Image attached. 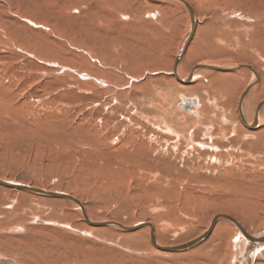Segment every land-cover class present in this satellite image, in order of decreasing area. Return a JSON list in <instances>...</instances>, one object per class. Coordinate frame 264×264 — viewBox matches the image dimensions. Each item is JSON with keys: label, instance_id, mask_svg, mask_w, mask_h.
I'll list each match as a JSON object with an SVG mask.
<instances>
[{"label": "rangeland", "instance_id": "obj_1", "mask_svg": "<svg viewBox=\"0 0 264 264\" xmlns=\"http://www.w3.org/2000/svg\"><path fill=\"white\" fill-rule=\"evenodd\" d=\"M165 1L0 0V177L71 193L93 220L150 222L164 246L198 238L220 213L259 234L264 139L243 127L238 112L250 70L229 94L217 85L221 71L214 69H199L193 82H180L173 63L189 29L188 12ZM186 1L198 24L178 74L186 79L199 64L255 68L261 82L249 94L246 112L253 120L264 101V6ZM181 96L199 99L192 106L200 108L198 119L177 107ZM64 202L0 186V230L27 225L0 234V243L15 245L18 253L29 248L35 262L44 255L57 264L81 263L72 259L88 246L71 235L89 227ZM217 223L199 246L170 257L145 247L146 230L124 239L131 234L100 228L94 234L108 239L93 255L110 261L107 251H122L126 264H140L129 249L149 250L148 264H231L237 233L229 221ZM49 247L54 256L46 255Z\"/></svg>", "mask_w": 264, "mask_h": 264}, {"label": "bare ground", "instance_id": "obj_2", "mask_svg": "<svg viewBox=\"0 0 264 264\" xmlns=\"http://www.w3.org/2000/svg\"><path fill=\"white\" fill-rule=\"evenodd\" d=\"M158 1H165V0H158ZM176 4H181L182 6H184L186 8V12H188V19H189V29L186 31L187 33L185 34V37H184V40L180 43V47L175 55V60H174V63H173V75L176 76V78L181 82H193V79L195 78V75H197V72L199 71L196 70L194 71V69L192 70L191 74L185 78H182L180 76V74H178V68H179V64L181 62V59L187 49V46L188 44L190 43L191 41V38L193 37L194 35V32L196 30V27H197V24H198V19H197V16H196V13H195V9H194V6L193 4L190 2V1H186V0H183V2H178L177 0H166L165 2H174ZM251 2H254L257 6V8L261 7V6H264V0H249ZM9 3V2H8ZM186 3V4H185ZM178 4V5H179ZM254 8V7H253ZM24 12V11H23ZM22 12V13H23ZM99 21V20H98ZM78 22V21H77ZM31 30V29H30ZM25 31V30H24ZM30 37V36H29ZM211 66H218V67H221L223 68L225 71H234L235 73H225V71L223 70H219L221 71L220 73H218V75L216 76L217 80H216V83L219 87L221 88H224L225 90L228 91H231L232 89H234V86H236L239 82H240V78L241 76L244 74H242V72L244 70H250V73H251V79L247 85V87L242 90V96H241V99H240V102L238 104V112H239V119L241 121V124L243 125V127L245 126L247 129H250V130H253V133L256 131L257 134H254L255 137H258L260 141H263L262 139H264V113L263 115H261L262 111H263V108H264V105L262 106L261 104L264 102H261L259 104H257V108H256V111H255V116L253 118V120H248V116H246V112L249 111L248 107H250V102L252 99H249L248 96L249 94L257 87L258 83L261 82L259 81V75L256 71L255 68L251 67L250 65H238V66H243L244 68L243 69H239V70H236V66H221V65H213V64H209ZM197 66H206V65H197ZM204 70V69H202ZM214 74L217 73L218 70H211ZM224 72V73H222ZM245 72V71H244ZM220 74V75H219ZM225 76H228V77H225ZM245 77V76H244ZM190 78V79H189ZM189 79V81H187ZM215 80V79H214ZM169 84V83H168ZM263 88V87H262ZM223 89V90H224ZM224 90V91H225ZM264 90V88H263ZM222 91V90H221ZM233 91V90H232ZM224 93V92H223ZM225 94V93H224ZM229 94V92H228ZM261 94V92H260ZM222 96V95H221ZM258 97V94H256V97ZM222 98V97H221ZM189 99V98H187ZM223 99H225L223 97ZM222 99V100H223ZM186 100V97H183L181 96L180 97V103H178V108H180V105H184L185 101ZM195 100H198L199 99H195ZM193 101V100H191ZM201 103V102H200ZM194 104H192L189 108H190V112L188 111H185L181 109L182 112H186L188 115L191 116V118H196L198 119L199 118V110L200 108H196V109H192ZM201 106V105H200ZM230 106V105H229ZM262 106V107H260ZM177 108V109H178ZM195 108V107H194ZM176 110V109H175ZM180 111V110H179ZM202 111V110H201ZM181 112V113H182ZM185 116V114H184ZM214 118V116L212 117ZM248 118V119H247ZM198 122V121H197ZM259 128V129H258ZM246 129V130H247ZM259 131H258V130ZM210 130V129H208ZM238 131V130H237ZM209 132V131H208ZM234 132H236V129L234 128ZM249 132V131H248ZM210 133V132H209ZM208 133V134H209ZM237 133V132H236ZM109 134V133H108ZM252 134V133H251ZM193 136V135H192ZM252 137V136H251ZM254 138V137H253ZM257 139V138H256ZM262 144V142H260ZM204 145V144H203ZM208 145L213 148H215L216 146L214 145H211L210 143L209 144H205ZM211 150V149H210ZM216 150V149H214ZM262 153V152H260ZM258 154V153H257ZM263 155V154H262ZM250 178V177H248ZM251 179L253 180H256L254 178L251 177ZM0 186L2 187H5L9 190H14V191H17V192H20L22 190H19V189H16L14 187H9V186H5V184L3 185V183H8V184H20V185H23V186H27V187H30V188H34V189H37V190H41V191H45V192H48L49 194L51 193H58V194H62V195H66L68 198H58V197H52L54 199H59V202L60 200H64L65 202H68L70 203L71 205L73 204L74 207L77 209L78 212H80V217L82 218V221H80L81 223L84 222L86 225L85 226H88L89 227V230L88 231H83L81 232V235H71L72 238L76 239L79 241V243H83L85 244L86 246H88L86 249H81V251H77L75 253V257H73L72 261L74 262H77V261H80L81 263H70V264H126V255H124V252L122 254V251H116L114 250L113 252H109L107 251V253L110 255L109 257H112L110 261L106 260L105 258H100V257H97V256H94L93 255V250H103L102 249V245L101 243H99L100 240H102L100 237L96 236L94 233H99V229L100 228H109V230H119V231H122L124 233H129L131 234V238H127L125 237L124 239H132L134 237H138V236H135L136 233L140 232V230H146L148 232V236L146 238V241H147V244L145 245V247H149V244L153 245V247L156 249H153V252L156 254H161V255H168L169 257L172 256V255H179L181 254L182 252H185V251H188V250H174L175 247H179V246H184L188 243H185V244H182V245H176V246H164V245H161L158 241H157V237H156V234H155V227L152 223L150 222H142V223H138L137 225H131V226H128V225H124L122 223H119V222H115V221H110V220H93L91 219V217L89 216L88 212H87V209L85 207V205L83 204V202L78 199L75 195L71 194V193H67V192H61V191H55V190H48V189H45V188H38V187H35V186H32V185H28V184H23V183H18L16 181H11V180H6L4 178H1L0 177ZM3 182V183H2ZM22 192H26V193H32V194H35V195H38V196H44L42 194H37L35 192H30V191H22ZM7 195V194H6ZM246 196V195H245ZM47 197H51V196H47ZM248 198V197H247ZM241 199V198H240ZM246 199V197H245ZM6 200V199H5ZM57 201V200H56ZM64 202V203H65ZM238 203H241L237 200ZM245 202V201H244ZM62 203V202H61ZM69 204V205H70ZM70 205V206H71ZM78 205L80 207V211L78 210L77 206ZM252 206V205H251ZM3 209V208H2ZM74 210V209H73ZM1 211V210H0ZM3 211V210H2ZM67 212V211H66ZM11 213V212H10ZM19 214V213H17ZM66 214V213H65ZM15 215V213H14ZM61 215V214H60ZM226 216V218H222L219 220L220 221H223V220H227L229 221L230 223H232V225L234 226V229L237 233L236 235V239L234 241V248H235V253L233 255V263L231 264H255V261H257L258 258H261V259H264V255L262 253H264V228L262 229V231L259 233V234H256V235H253L251 234L250 232L247 231V229L244 227L243 224H241L234 216L232 215H228L226 213H220V214H216L215 216H213L214 218H212V222L218 218L219 216ZM258 215V213H257ZM9 216V215H8ZM17 216V215H15ZM58 217V215H56ZM68 216V214H67ZM20 217V215H19ZM1 218V217H0ZM10 218V217H9ZM64 218V217H63ZM79 218V217H77ZM69 219V218H68ZM51 221V220H50ZM71 221V220H70ZM9 222V221H8ZM11 222V221H10ZM43 222L44 221H41L39 219H37L35 221V224H39V225H43ZM110 222H115L123 227H118V226H113L112 224H109ZM237 223L238 225H240V228L241 230L234 224ZM41 223V224H40ZM107 223V224H105ZM218 224V223H217ZM76 225V224H75ZM212 225V223H211ZM211 225L210 227H208L206 229V231L201 235L199 236L198 238L194 239V240H197L199 238H202L203 236H206L208 235V231L209 229L211 228ZM2 226V225H1ZM27 226V225H26ZM24 227V226H21V225H18L16 227H12V228H9V229H6V230H0V234H16L18 231H22V229L26 228L27 227ZM35 226V225H34ZM45 226V225H43ZM79 226V224H78ZM78 226L76 228H74L73 226V229L76 230L78 232ZM82 226V225H81ZM84 226V225H83ZM140 226V227H139ZM29 227V226H28ZM139 227V228H138ZM217 226L215 225L212 229L211 232H214L215 228ZM94 228V229H93ZM127 228V229H126ZM137 228V229H136ZM30 229V228H29ZM45 229V228H44ZM47 229V228H46ZM92 230V231H91ZM108 230V231H109ZM44 231V230H43ZM50 231V230H49ZM48 231V232H49ZM95 231V232H94ZM24 232V231H23ZM46 232V231H44ZM51 232V231H50ZM55 232V231H54ZM210 232V234H211ZM33 233V232H32ZM106 233V232H105ZM143 233V232H142ZM6 234V235H7ZM21 234V233H20ZM44 234V233H43ZM56 233H54L55 235ZM59 233H57L58 235ZM76 234V233H75ZM112 234V233H110ZM116 234V233H115ZM118 234V233H117ZM209 234V235H210ZM52 235V234H51ZM66 235V234H65ZM142 235V234H141ZM56 236V235H55ZM64 236V235H63ZM96 236V237H95ZM101 236V235H100ZM238 236V237H237ZM7 237V236H5ZM19 237V236H18ZM40 237V236H39ZM45 237V236H43ZM59 237V236H58ZM102 237V236H101ZM109 237V236H107ZM140 237V236H139ZM209 237V236H208ZM207 237V239H208ZM252 237H261V240L259 241H252L250 240ZM263 237V238H262ZM37 238V237H36ZM42 238V237H41ZM47 238V237H46ZM67 238V237H66ZM43 239V238H42ZM108 239V238H106ZM106 239H103V241H105ZM137 239V238H136ZM19 240V239H18ZM53 240V239H52ZM55 240V239H54ZM65 239H63L64 241ZM111 240V239H110ZM142 240V239H141ZM192 240V241H194ZM8 241V240H7ZM72 241V240H71ZM114 241V240H113ZM127 241V240H126ZM46 242V241H45ZM60 242V241H59ZM67 242V241H66ZM125 242V241H124ZM128 242V241H127ZM9 243V242H8ZM41 243V242H40ZM69 243V242H68ZM75 243V242H73ZM126 243V242H125ZM123 244V245H126V244ZM145 243V241H144ZM4 244V243H3ZM54 244V243H52ZM58 244V243H57ZM72 244V243H71ZM70 244V245H71ZM76 244V243H75ZM81 244V245H83ZM64 245V244H63ZM148 245V246H147ZM158 245V246H157ZM15 245H8L7 243L5 245H2L0 243V264H57L59 263V261H57V259H50V261H45L43 260L44 258V255L43 257L39 256L38 258L37 257H34V259L37 258L40 259L39 262H35V261H32L30 258H29V255L27 254V250H22L15 252V250L17 249H14V251L11 249V247H13ZM28 246V245H27ZM38 246V245H36ZM56 246V245H55ZM61 246V244H60ZM77 247V244L75 245ZM74 246V247H75ZM79 246V245H78ZM141 246V245H140ZM199 246V245H198ZM31 247V246H30ZM44 247V245L42 246ZM46 247V246H45ZM72 247V246H70ZM81 247V246H80ZM79 247V248H80ZM83 247V246H82ZM196 247V246H195ZM193 247V248H195ZM18 248V247H17ZM25 248V247H24ZM47 248V247H46ZM52 248V249H51ZM49 247L48 248V251L46 252V255H53V252L52 250L54 249L53 247ZM64 248V247H63ZM67 248V247H66ZM69 248V247H68ZM78 248V247H77ZM85 248V247H84ZM191 248V249H193ZM59 249V248H58ZM71 249V248H70ZM238 249V251H237ZM56 250V249H55ZM59 250H62V248H60ZM66 250V249H65ZM68 250V249H67ZM73 250V248H72ZM78 250V249H77ZM99 250V252H100ZM174 250V251H173ZM38 251V250H37ZM74 251V250H73ZM130 252H132L131 254H134L138 257H141V259H139V263L140 264H146L149 260H147V258L149 256H152L148 251H145V250H131L129 249ZM41 252V251H40ZM96 251H94L95 253ZM104 252V251H103ZM152 252V251H151ZM26 253V254H25ZM45 253V252H44ZM210 253V252H209ZM72 254V253H71ZM188 254V253H187ZM185 254V255H187ZM27 255V256H26ZM183 255V254H182ZM59 256V255H57ZM99 256V255H98ZM157 256V255H156ZM175 256V257H176ZM201 256V255H200ZM205 256V255H204ZM107 257V256H106ZM108 257V258H109ZM190 257V256H189ZM197 257V256H196ZM231 257V256H230ZM49 258V257H48ZM53 258V257H52ZM128 258V257H127ZM155 258V257H154ZM186 258V257H185ZM130 259V258H129ZM183 259V258H182ZM187 259V258H186ZM200 259V258H198ZM203 259V258H202ZM232 259H230L232 261ZM256 259V260H255ZM197 260V259H196ZM219 260V259H218ZM108 261V262H106ZM126 261V262H125ZM159 260H157L158 262ZM188 261V259H187ZM206 261V259H205ZM209 261V260H208ZM213 261V260H212ZM35 262V263H34ZM202 262V261H201ZM200 262V264H201ZM204 262V261H203ZM229 262V260H228ZM155 263V262H154ZM205 263V262H204ZM208 263V262H206ZM205 263V264H206ZM223 263V262H222ZM68 264V263H67ZM128 264V263H127ZM132 264V263H131ZM133 264H135V262H133ZM148 264V263H147ZM203 264V263H202ZM211 264V261L210 263Z\"/></svg>", "mask_w": 264, "mask_h": 264}, {"label": "water", "instance_id": "obj_3", "mask_svg": "<svg viewBox=\"0 0 264 264\" xmlns=\"http://www.w3.org/2000/svg\"><path fill=\"white\" fill-rule=\"evenodd\" d=\"M178 2H183V0H177ZM186 4V3H185ZM244 67L243 66H236V70H239V69H243ZM198 69H214V70H224L223 68L221 67H218V66H211V65H206V66H196L194 71L198 70ZM225 71V70H224ZM190 79V78H189ZM189 79L187 81H189ZM194 104L196 106H198V101L194 100V101H191L190 99L188 100H185V104L184 105H180V108L182 110H185V111H188L191 113L190 111V106ZM262 106L264 105V102L261 104ZM260 106V107H262ZM1 183V182H0ZM3 183V182H2ZM5 184V186H9V187H14L16 189H19V190H22V191H30V192H35L37 194H42L44 196H51V197H58V198H68L66 195H62V194H58V193H48V192H45V191H41V190H37V189H34V188H30V187H27V186H23V185H20V184H8V183H3V185ZM222 218H226V216H219L218 218H216L213 222H212V225H211V228L209 229V233L208 235L206 236H203L202 238H199L197 240H194V241H191L190 243L184 245V246H179V247H175L174 250H189L197 245H199L200 243H202L204 240L207 239V237L209 236L210 232L212 231L213 227L217 224V222L222 219ZM227 219V218H226ZM107 224V223H105ZM109 224H112L113 226H118V227H123L115 222H110ZM235 224V222H234ZM240 230V225H238L237 223L235 224ZM140 227V226H139ZM138 227V228H139ZM127 229V228H126ZM137 229V228H136ZM263 238V237H262ZM250 240L256 242V241H259L261 240V237H252ZM158 246V245H157ZM173 250V251H174Z\"/></svg>", "mask_w": 264, "mask_h": 264}]
</instances>
